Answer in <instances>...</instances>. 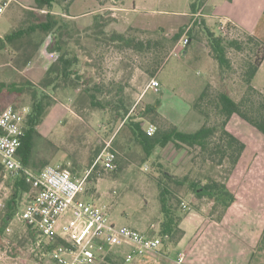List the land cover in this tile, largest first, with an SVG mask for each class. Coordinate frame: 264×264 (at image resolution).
<instances>
[{"label": "rangeland", "instance_id": "1", "mask_svg": "<svg viewBox=\"0 0 264 264\" xmlns=\"http://www.w3.org/2000/svg\"><path fill=\"white\" fill-rule=\"evenodd\" d=\"M193 1L195 0H177L176 3L164 2L156 6L159 9L183 11ZM219 3L220 0L209 1L205 11H215ZM114 4L113 0H57L50 8V11H69V14L79 17L63 16L68 24L66 37L73 49L70 52L71 57L73 58L75 53L78 55V60L73 61V68L77 71L71 82L77 79L79 86L68 94L61 92L60 88L51 92L52 104L39 127L41 137L36 140V162L41 163L47 159L48 164L67 165L76 177L83 178L104 149L108 147L115 150L117 168L110 170L97 165L92 169L87 178L84 197L109 206L110 218L115 224L131 226L151 236L160 235L165 219L160 201L164 186L169 189V204L177 215L183 216L185 210L198 207L201 201H207L211 202V214L217 219L223 207H220V204L217 207L208 197L196 195L188 184L195 181L204 185L211 179L227 184L233 166L227 159L223 164H217V161L206 158L199 147L179 148L172 142L165 147H157L151 155L145 152L133 126L134 123H141L143 129L148 131L153 128V123L149 118L140 116L146 102L138 100V88L150 80L152 76L147 71L153 67L157 54L164 52L165 48L152 46L148 51L138 52L121 46L118 42L108 41L104 35H110L114 31L111 28L113 18L110 15L117 11L113 8ZM34 5L35 0H14L0 21V39L30 24L33 18L27 9H32ZM129 5L133 6V0H129ZM68 6L69 10H65ZM207 20L210 25H216V19ZM99 21L105 23L103 29L106 34L96 39L94 32ZM107 27L110 30H107ZM215 29L219 32V27ZM123 33L138 41L161 40L164 37L159 32L150 33L130 28ZM197 36L198 43L194 41L193 46L209 48L204 34L200 32ZM201 36L204 39H201ZM239 36L245 38L246 34L240 32ZM52 37L53 34L47 35L45 43L39 49H36V43L41 38L39 33H34L31 43L25 49H16L13 44L0 42V83L20 84L26 80L40 83L48 68L59 57L57 52L47 49ZM30 54L31 58L27 59ZM169 54L172 52L166 54V58H169ZM227 56L232 68L226 72L228 79L224 82L219 65L211 75L210 57L206 56L207 58L200 60L192 56L172 55L159 75L164 86L161 87L163 91L149 90L145 101L159 100L160 104L162 101V112L165 114L182 113L181 116L187 114L189 117L199 115L202 124L218 123L220 119L214 113L212 105L206 106L209 115L204 116L196 109L189 112L187 102L198 98L210 75L209 82L211 81L213 92L227 87L236 100L241 99L246 92V84L242 80L245 70L243 65L245 61L255 57V51L250 47L241 51L229 48ZM91 66L95 67V72L91 71ZM87 80H91V84L97 80L106 85V91L103 89L105 92L98 93L102 103L112 102L121 95L129 112L123 116L116 113L112 106L102 108L90 105L88 96L80 95L82 89L88 87L84 84ZM1 97L0 104L3 106L28 107L31 111L28 90L17 94L4 89ZM180 103L182 106H178ZM235 120L241 124L237 126V123L232 122L234 126H237L240 132H247L244 133L243 140L264 138L262 132L238 115ZM30 168L34 171L39 169L33 166ZM185 177H188V180H183ZM12 182L13 178L6 176L3 166L0 165V227L6 214V203L12 192ZM30 199L29 193L23 195L19 209L6 231L0 233V264L40 263L38 255L43 249L39 243L40 236L34 230L35 236L32 235L27 224L18 215ZM183 203L188 207H184ZM113 251L120 254L112 255V259L101 264H131L127 261L124 263L119 256H125L123 249L117 247ZM46 264H52L48 258Z\"/></svg>", "mask_w": 264, "mask_h": 264}, {"label": "trees", "instance_id": "2", "mask_svg": "<svg viewBox=\"0 0 264 264\" xmlns=\"http://www.w3.org/2000/svg\"><path fill=\"white\" fill-rule=\"evenodd\" d=\"M70 1L73 2L74 0ZM55 2H57V0H35L34 7H32V9H27L33 18L32 22L8 33L3 39H0L2 43L13 44L16 49H25L28 44L31 43L34 33H39L41 38L36 43V49H39L45 43L47 35L53 34L51 41L47 45V49L59 54L57 61L48 68L45 77L40 83H35L31 80H26L20 84L0 83V97L4 89H8L9 92L17 94L24 93L27 90L30 93L31 111L26 118V133L23 137L18 156L26 166L38 167L39 169L36 170L37 172H40L44 166L48 164L47 159L41 163L36 162L35 147L37 138L41 137L39 127L48 108L52 104L51 92L64 86L71 87L73 90L79 86L76 81L77 79L71 82L72 78H75L74 76L77 71L73 68V61L78 60V55L75 53L74 57H71L70 52L73 49H71L68 43V37H66L68 34V24L63 15L50 11V8ZM197 3L202 5L204 0L193 2V9H195L194 7ZM69 6L66 7L65 10H69ZM103 24L105 23L102 21L96 24L97 29L94 32L96 39L100 38L102 34H106V31L103 29ZM194 26H199L205 33L209 50L220 67L224 82L228 79L226 72L230 71L232 68L230 59L227 56V50L229 48H234L241 51L245 49V47H250L252 51H255V57L245 61L243 65L245 70L242 73V80L246 84V92L240 100H236L230 94L229 88L226 87L213 92L212 84L208 83L193 103V108L198 110L202 115L208 116L209 111L206 109V106L210 104L220 121L212 125L204 123L194 132L182 131L177 125L164 118L158 112V107L160 105L159 100L153 105H144L140 112L142 118L147 117L155 124L156 130L154 134L149 135L147 131L143 129L141 123H134L133 129L148 155L153 154L157 147H165L172 142L179 148L199 147L204 155H206V158L217 161V164H223L227 159L232 166H235L246 148V143L228 129V123L231 118L234 115H238L241 119L264 134V91L257 89L253 85V79L264 60V42L254 34L247 32H245V38L240 36L239 38L233 39L226 38L220 31L216 32L208 27L203 20L200 21L197 19L194 22ZM184 34L188 35L189 40L192 37L196 39V36L192 35L193 28L187 29V26L181 27L172 37L167 38L164 36L161 40L152 41L149 39L146 41H138L118 31H113L110 35L106 34L104 37L108 41L118 42L121 46H126L138 52L148 51L152 46H161L165 48L164 52L161 51L157 54L153 61V67L147 71L151 76H154L167 61L168 57L166 58V54L168 55V53L171 52L175 44ZM0 45L2 44L0 43ZM25 51H27V49ZM27 56V59L31 58V54ZM84 84L88 85V87L82 89L80 95L86 94L90 100V105L100 106L102 108L112 106L116 113L123 114V116L129 112V108L127 104L124 103L121 95H119L117 99L112 100V102L105 101V103H102L100 101L98 93L106 91V85H104V83L96 80L91 84V80H87ZM103 89H105V91ZM1 99L2 97L0 101ZM4 106L0 104V107ZM218 132L219 135L217 136ZM0 165L3 166L1 162ZM63 166L68 167L67 165ZM183 180H188V177H185ZM188 185L190 190L196 193V195L208 197L217 204H222L224 209L236 201L235 194L228 190L227 184L216 179H211L204 185L195 181L189 182ZM28 193L31 197L33 196V187L26 181L25 177H14L12 192L6 203V214L3 218V224L0 227L1 234L6 231L10 221L18 211L23 195ZM168 193L169 189L164 186L161 191L160 201L165 219L162 223L159 235L163 240L164 249L167 250L168 248L175 247L184 234V230L180 227L182 215H177L169 204ZM28 228L30 233L35 236V230L30 226H28ZM60 242L64 241L58 238L55 243L48 244L46 247H43V249L50 250L55 244ZM41 251L39 254H41ZM115 254L118 256L120 253L111 250L105 262L110 258L112 259V255ZM119 256L125 263V256Z\"/></svg>", "mask_w": 264, "mask_h": 264}, {"label": "crops", "instance_id": "3", "mask_svg": "<svg viewBox=\"0 0 264 264\" xmlns=\"http://www.w3.org/2000/svg\"><path fill=\"white\" fill-rule=\"evenodd\" d=\"M176 1L133 0L131 7L129 0H113L115 2L113 8L117 11L110 13L113 18V27L111 28L118 32H124L129 28L150 33L159 32L167 38L172 37L183 26H187V29L193 28L192 35H196L197 38H190L189 43L183 46L181 43L183 37H188L187 34H184L171 50L172 54L169 58L176 54L185 57L192 56L200 60L210 57L212 59L209 62L211 75L218 69V63L210 54L209 48H203L201 45L193 46L194 41L198 43V33L201 32L205 36L199 26H194L197 19L203 20L214 31H216L215 27H219L222 22H227L234 25L238 31L254 34L264 42V0H220L215 11L212 12L205 11L211 0H204L202 5L197 3L193 9L192 3L199 2V0H195L183 11L171 8L159 9L156 6L160 3L169 2L171 4ZM52 12L79 18L69 14V11L67 13ZM207 18L216 19V25H210ZM107 30H110L109 27ZM204 38L207 42L206 36ZM204 38L201 36V39ZM176 50L178 52L174 53ZM92 58L86 57V59ZM167 61L150 78V80L152 78L159 80L158 90L153 88L146 90L150 80L139 86L138 100L146 102L145 105H153L158 101H145V96L151 89L156 92L163 91L161 87L164 88V86L159 75ZM90 69L95 72V67L91 66ZM211 75L208 76L204 87L211 83V81L209 82ZM253 85L261 91L264 90V60L253 79ZM60 89L65 94L72 91L71 87L66 86L60 87ZM194 102V100L187 102L189 112L194 109ZM162 106L161 101L158 112L169 122L177 125L180 130L194 132L202 126V119L199 115L189 117L187 114L181 116L182 113L165 114L162 112ZM178 106H182V104L180 103ZM235 116L229 121L228 128L243 140L245 139L243 135L247 132H240L237 126H240L241 123L235 120ZM232 122L238 125L235 127ZM152 125L156 128L155 124ZM191 128L193 130H189ZM244 141L246 148L239 162L232 167L227 183V188L235 194L236 201L226 209L222 208L217 219L213 218L211 214V202L201 201L198 207L185 210L180 222L184 234L177 245L168 248V250L162 246L160 250L151 252L144 258L134 259L131 264H264V138L253 137ZM214 204L217 203L214 201ZM220 207H223L222 204ZM122 249L126 256L127 248L122 247ZM182 255L184 259L179 262Z\"/></svg>", "mask_w": 264, "mask_h": 264}, {"label": "built area", "instance_id": "4", "mask_svg": "<svg viewBox=\"0 0 264 264\" xmlns=\"http://www.w3.org/2000/svg\"><path fill=\"white\" fill-rule=\"evenodd\" d=\"M14 0H0V21ZM220 33L229 39L239 38L234 25L222 22ZM187 36L181 43H189ZM176 50L174 53H177ZM160 82L152 78L146 90H158ZM28 107L13 105L0 107V162L6 176H23L33 187V196L18 212L28 226L39 234L42 247L53 244L60 238L64 242L55 244L50 250L42 249L40 263L46 264H101L114 248L126 247V261L144 258L158 251L163 245L162 238L143 233L137 228L117 225L111 221L109 206L98 204L84 197L87 178L97 165L104 169L117 168V152L104 149L95 160L92 169L83 178L76 177L62 164L49 163L40 172L26 166L18 156L26 133ZM156 128L147 131L153 135ZM184 207H188L183 203ZM184 256H180L182 262Z\"/></svg>", "mask_w": 264, "mask_h": 264}]
</instances>
